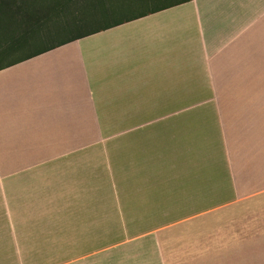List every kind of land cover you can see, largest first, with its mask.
Returning a JSON list of instances; mask_svg holds the SVG:
<instances>
[{
	"label": "crops",
	"instance_id": "1",
	"mask_svg": "<svg viewBox=\"0 0 264 264\" xmlns=\"http://www.w3.org/2000/svg\"><path fill=\"white\" fill-rule=\"evenodd\" d=\"M175 1L0 71V264H264V0Z\"/></svg>",
	"mask_w": 264,
	"mask_h": 264
},
{
	"label": "trees",
	"instance_id": "2",
	"mask_svg": "<svg viewBox=\"0 0 264 264\" xmlns=\"http://www.w3.org/2000/svg\"><path fill=\"white\" fill-rule=\"evenodd\" d=\"M188 1L190 0H177L151 12ZM81 2L82 0H0V71L60 45L110 27L105 26L80 32L76 34V37L65 41L45 42L44 39L50 30L46 27L52 17L55 14L62 17L61 13L70 6L76 10L75 6L78 8Z\"/></svg>",
	"mask_w": 264,
	"mask_h": 264
},
{
	"label": "rangeland",
	"instance_id": "3",
	"mask_svg": "<svg viewBox=\"0 0 264 264\" xmlns=\"http://www.w3.org/2000/svg\"><path fill=\"white\" fill-rule=\"evenodd\" d=\"M168 1L170 0H146V2L140 5H134L136 3L134 1L126 5L125 3L127 2L125 0H121V2L118 3L116 7L117 8L116 17H123V16L130 15L132 13H135V12L147 10L152 6H155L163 2H168ZM132 5L134 7L131 9L123 8L124 6L131 7ZM91 7H92V4H91ZM91 7H90V11H91ZM75 9L77 11L74 10V8L70 6V8L64 11V16L62 17L66 18L65 23H63V20L61 19L62 17L56 16V14L52 17V19L50 20V22H48L47 27H46V28H49L50 30L47 33L49 35V38L46 37L44 39L45 42L57 41L62 38H66L68 36H72L80 32H85L90 29L99 28L100 25L98 24L101 22H104L102 20L100 22L98 20H87L86 18L88 17V13H87L88 6H86V4L82 2L80 3V6L78 8H76L75 6ZM78 21L80 23L79 25H78ZM178 235H179L178 233L174 234L172 236V239L173 238L177 239ZM178 246L179 244L176 241L175 242L172 241V257L173 258L179 257L184 253H190L191 255H193L195 252V251L180 250ZM202 258L203 260L209 259V251H206L204 254H202Z\"/></svg>",
	"mask_w": 264,
	"mask_h": 264
}]
</instances>
